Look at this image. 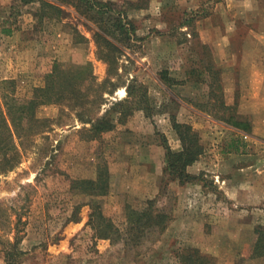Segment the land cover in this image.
<instances>
[{
	"label": "rangeland",
	"instance_id": "1",
	"mask_svg": "<svg viewBox=\"0 0 264 264\" xmlns=\"http://www.w3.org/2000/svg\"><path fill=\"white\" fill-rule=\"evenodd\" d=\"M100 1L116 3L122 17L135 26L137 39L122 48L120 76L114 80L118 85L132 80L143 85L144 104L150 111L136 110L125 124L118 123L100 140L87 142L80 135L84 125L75 111L58 105L39 108L38 118L50 120L48 129L17 141L20 163L15 170L0 175V264H7V253L12 252L18 264H182L179 255L190 247L215 257L217 264H264V256L251 258L257 230L264 227L261 203L239 204L233 207L235 213L229 218L223 216L221 209L211 212L213 206L199 202L187 201L179 212L178 191L172 184L186 183L181 184L164 172L157 180L158 194L152 198L144 195L151 183L147 174L149 162L161 166V152L165 155L163 140L172 126L171 113L181 123L193 125L201 136L204 152L231 145V131L195 116L189 105L190 101H197L196 106L192 105L204 112L226 114L221 90L224 97L225 90H231L224 101L236 100L238 57L230 47L228 56L223 54L225 46L218 38L237 41L247 33L250 37L255 32L263 33L264 0ZM140 6L147 7L137 9ZM241 8L244 12H238ZM36 10V5H25L22 0H0V82L14 80L16 96L25 100L44 84L55 63L69 66L88 62L93 65L97 81L104 82L109 67L98 58L94 38L97 26L71 6L63 21L40 22ZM227 21H246L250 28H226ZM4 29H11L12 33L4 34ZM79 35L85 39L77 44ZM209 65L212 70L207 72ZM245 71L252 75L251 69ZM215 75L222 88L217 83V96L208 99L205 79L213 81ZM184 78L188 80L183 82ZM165 87L185 106L172 101L173 96ZM124 94V90H118L109 100L125 99ZM109 106L105 105L99 115ZM245 118L250 117L245 115L240 120ZM166 141L173 150L182 149L177 138ZM248 144L249 150L264 153L263 140L249 139ZM102 162L107 163L111 175L106 191L85 194L71 189L74 179H95ZM191 166L188 174L211 184L213 191L215 179L210 174L205 176V172L189 171ZM149 200L154 208L169 216L164 233H154L138 245L131 243V237L111 242L95 236L89 224L92 206H99L104 218L123 233L128 226V211H142ZM177 216L191 227L192 233H181L172 226ZM247 217L249 221L244 220ZM18 218L21 222L17 234L14 223ZM15 236L20 238L18 250L22 253L18 259V252L9 247Z\"/></svg>",
	"mask_w": 264,
	"mask_h": 264
},
{
	"label": "trees",
	"instance_id": "2",
	"mask_svg": "<svg viewBox=\"0 0 264 264\" xmlns=\"http://www.w3.org/2000/svg\"><path fill=\"white\" fill-rule=\"evenodd\" d=\"M25 5L37 6V20L43 22L45 19L63 21L68 17L69 7L85 16L97 26L94 38L98 48V58L108 64V75L104 82L99 83L94 74L93 65L88 62L83 65L65 66L55 63L51 72L45 76L44 84L36 87L31 98L20 100L15 94L16 82L5 80L0 82V175L15 170L20 163L21 152L17 141L28 139L34 135L46 132L50 120L38 118L39 108L48 105H58L76 112V118L84 125L80 131L83 140L87 142L98 141L104 133L113 131L118 123L125 124L136 110H145L149 113V107L145 106V87L136 84L135 80L127 85H118L115 76H120V54L123 47L128 46L136 40L135 26L132 21L122 17L119 6L111 1L100 0H22ZM147 6H140L143 9ZM4 34L10 35L11 29H4ZM80 40L85 37L79 35ZM117 43V44H116ZM212 70V66L205 68ZM124 72V68L122 67ZM214 74V73H213ZM202 77V76H201ZM221 80L213 77L211 83L210 98L217 96L216 84ZM121 88H126L127 98L113 102L109 100ZM221 105L226 114L218 116L211 112L217 121L226 123L230 127L242 130L247 134L252 133L251 122L236 119L235 107L226 108L223 91L221 90ZM107 96V97H106ZM105 105H110L103 115H99ZM231 115V116H229ZM173 129L182 144L180 151L173 150L166 139L163 140L165 149L164 174L181 184L194 180L187 168L199 160L204 153L199 133L193 126L180 123L175 115H171ZM110 171L107 163L102 162L97 170L95 179H74L71 189L78 193L92 194L103 192L110 187ZM90 225L99 239L124 240L131 237V243L140 244L143 239L149 238L154 233H164L168 226L169 216L159 209L154 208V203L149 200L147 207L141 210L130 209L128 211V226L125 232H121L112 221L104 218L99 206H92ZM20 219L14 223V231L18 234ZM258 239L252 249V259L264 256V227L257 230ZM20 238L15 236L9 247L15 249L18 254ZM7 264H18L13 259V252L7 253ZM182 264H217L215 257L203 254L199 249L187 248L179 255Z\"/></svg>",
	"mask_w": 264,
	"mask_h": 264
},
{
	"label": "crops",
	"instance_id": "3",
	"mask_svg": "<svg viewBox=\"0 0 264 264\" xmlns=\"http://www.w3.org/2000/svg\"><path fill=\"white\" fill-rule=\"evenodd\" d=\"M163 1L165 0H162V3ZM162 8L163 4L161 6V9ZM240 10L244 12L243 8L238 9V12ZM241 17L244 18L243 16ZM262 22V27L264 28V21ZM225 24L226 28H250L246 21L237 22V24L230 23V21L228 23L227 21ZM255 34L254 37H250L247 33L243 39L237 41L229 37L218 38L221 39L225 46V48L222 49L223 54L228 56L226 51H228L230 47L231 50L237 52L235 54L238 57L237 69L239 72V82L236 89V100L232 102L224 101L226 97H229L228 94L231 92V90L227 88L225 90L226 97H224L223 103H225L226 108H236L238 115L237 119L240 120L242 117H245V115L250 117L249 120L252 125V133L247 134L242 130L228 126L226 123L217 121L213 116L209 115L208 112H204L198 107H195L196 100V102L190 101L195 105L193 106L191 103L192 106L189 105V108L193 110L195 116H202L206 121L219 125L227 131H231L233 133V138H231L232 142L231 145L229 144V147L218 146L219 148L216 147V149H205L201 158L190 167L189 171L205 172V176L208 177L210 174V177L215 179L213 191L210 189L212 187L211 184L204 182L203 179H194L185 185H179L177 183L172 184L174 189L178 191L179 212L180 207H186L187 201L191 203L199 202V204H203L204 206L205 204L211 205L213 206L211 207L213 210L210 209L211 212H217L221 209L223 211V216L227 215L225 218H229L230 214L235 213L233 207H237L239 204H250L255 206L261 203L264 205V153L260 154L261 152L248 149V147H250L248 144L249 139L251 141H264V32H255ZM206 43L211 42L206 41ZM77 44L79 43L77 42ZM251 47L253 49H251ZM251 58H253V61ZM227 68L229 69L230 66L227 65ZM246 69L252 70V75H250L251 78L246 74ZM207 72L206 74L210 75V73ZM248 78L252 79L250 83ZM187 80L188 78H184L183 82ZM205 82L207 84L205 88L207 89V98L210 99L212 79L211 81L205 79ZM165 89L173 96L172 101H177V103H181L185 106L186 103L182 99L174 96L171 89H167L166 87ZM119 90H124L125 94L123 97L125 96V98H127L126 89L121 88ZM170 115L174 114L171 113ZM171 138L175 140L177 138L180 142L173 126L169 128L166 135L167 140ZM222 138H224V136ZM232 145H234V147ZM162 155L163 161L161 162V166L156 165L155 162H149L147 174L151 183L145 188V197L149 196L152 198L158 194L157 180L160 174L161 176L163 175V169L165 167V155L161 152V158ZM223 218L224 217H222V219ZM249 218L250 217H247L244 220L249 221ZM175 219L172 226L178 228L181 233L183 232L187 235L192 233L191 231L193 230L191 227H187L182 217L177 216Z\"/></svg>",
	"mask_w": 264,
	"mask_h": 264
}]
</instances>
